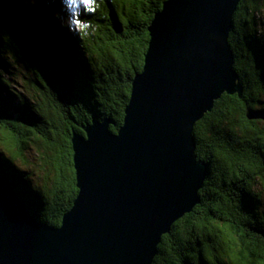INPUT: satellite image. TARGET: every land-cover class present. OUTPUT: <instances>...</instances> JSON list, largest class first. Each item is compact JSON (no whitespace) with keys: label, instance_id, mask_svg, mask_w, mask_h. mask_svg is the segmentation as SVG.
Returning <instances> with one entry per match:
<instances>
[{"label":"trees","instance_id":"1","mask_svg":"<svg viewBox=\"0 0 264 264\" xmlns=\"http://www.w3.org/2000/svg\"><path fill=\"white\" fill-rule=\"evenodd\" d=\"M0 0V174L60 225L78 194L72 137L94 118L124 123L148 27L165 0ZM229 41L242 85L194 127L208 165L201 202L164 234L154 264H264V0H241ZM21 84L15 86L14 84Z\"/></svg>","mask_w":264,"mask_h":264},{"label":"water","instance_id":"2","mask_svg":"<svg viewBox=\"0 0 264 264\" xmlns=\"http://www.w3.org/2000/svg\"><path fill=\"white\" fill-rule=\"evenodd\" d=\"M241 0H165L148 30L124 123L94 118L72 137L78 194L60 225L0 174V264H154L164 234L201 202L208 165L194 127L239 93L229 41ZM264 121V109L249 114Z\"/></svg>","mask_w":264,"mask_h":264},{"label":"rangeland","instance_id":"3","mask_svg":"<svg viewBox=\"0 0 264 264\" xmlns=\"http://www.w3.org/2000/svg\"><path fill=\"white\" fill-rule=\"evenodd\" d=\"M88 4L86 3L85 0L83 2H78V0H74L73 4L68 6L70 9V13L73 15L74 21H75V26L78 27L79 29L82 28V21L78 20L79 17V12L83 10L84 12H87L88 10ZM163 7V6H162ZM15 86H21V84H14ZM255 185L254 189L261 195L262 200L264 201V177L260 176L259 178L255 179Z\"/></svg>","mask_w":264,"mask_h":264},{"label":"clouds","instance_id":"4","mask_svg":"<svg viewBox=\"0 0 264 264\" xmlns=\"http://www.w3.org/2000/svg\"><path fill=\"white\" fill-rule=\"evenodd\" d=\"M78 2H83V0H78Z\"/></svg>","mask_w":264,"mask_h":264}]
</instances>
